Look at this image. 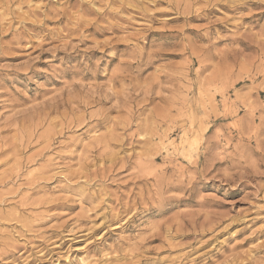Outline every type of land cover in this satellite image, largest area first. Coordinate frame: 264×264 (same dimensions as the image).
Listing matches in <instances>:
<instances>
[{"label": "rangeland", "instance_id": "374dc122", "mask_svg": "<svg viewBox=\"0 0 264 264\" xmlns=\"http://www.w3.org/2000/svg\"><path fill=\"white\" fill-rule=\"evenodd\" d=\"M0 264H264V0H0Z\"/></svg>", "mask_w": 264, "mask_h": 264}]
</instances>
